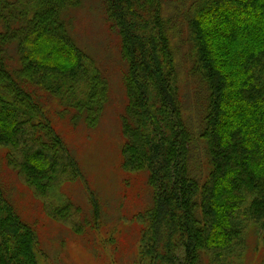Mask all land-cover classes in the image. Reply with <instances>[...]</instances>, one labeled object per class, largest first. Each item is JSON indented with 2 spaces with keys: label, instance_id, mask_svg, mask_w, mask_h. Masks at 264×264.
<instances>
[{
  "label": "trees",
  "instance_id": "16d2710c",
  "mask_svg": "<svg viewBox=\"0 0 264 264\" xmlns=\"http://www.w3.org/2000/svg\"><path fill=\"white\" fill-rule=\"evenodd\" d=\"M82 0H0V146L46 200L49 214L82 233V209L54 202L83 178L54 114L95 126L109 81L73 34ZM120 36L128 104L123 165L146 171L152 204L137 264H229L251 226L264 227V0H103ZM191 73L207 90L202 126L186 115L177 28ZM204 141V156L198 142ZM95 222L100 204L90 193ZM0 264H55L41 253L0 183Z\"/></svg>",
  "mask_w": 264,
  "mask_h": 264
},
{
  "label": "rangeland",
  "instance_id": "374dc122",
  "mask_svg": "<svg viewBox=\"0 0 264 264\" xmlns=\"http://www.w3.org/2000/svg\"><path fill=\"white\" fill-rule=\"evenodd\" d=\"M175 0H165L168 7ZM73 34L99 63L109 81V96L98 123L89 127L74 125L68 116L54 114V122L75 157L83 178L67 181L56 190L54 202L70 200L82 209L86 225L82 233L53 218L46 200L36 194L23 176L7 162L6 147L0 146V183L25 221L38 233L39 248L55 264H137L142 224L137 215L151 206L152 189L146 171H130L123 165L122 116L128 104L123 76L127 69L120 50V36L109 22L103 0H82L73 10ZM177 28L175 46L180 56L182 92L189 122L202 126L207 90L191 73L187 58L186 28ZM204 156V141L198 142ZM100 204V219L95 222L93 201ZM241 258L229 264H264V227L251 226ZM208 264V262L203 263Z\"/></svg>",
  "mask_w": 264,
  "mask_h": 264
}]
</instances>
